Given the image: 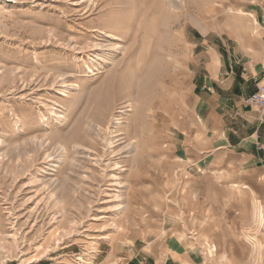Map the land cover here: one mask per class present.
Segmentation results:
<instances>
[{
	"label": "rangeland",
	"instance_id": "1",
	"mask_svg": "<svg viewBox=\"0 0 264 264\" xmlns=\"http://www.w3.org/2000/svg\"><path fill=\"white\" fill-rule=\"evenodd\" d=\"M253 7L264 0H0V264H100L111 247L115 264L144 237L168 135L190 118L187 35Z\"/></svg>",
	"mask_w": 264,
	"mask_h": 264
},
{
	"label": "crops",
	"instance_id": "2",
	"mask_svg": "<svg viewBox=\"0 0 264 264\" xmlns=\"http://www.w3.org/2000/svg\"><path fill=\"white\" fill-rule=\"evenodd\" d=\"M187 36L190 118L166 141L163 213L115 264H264L248 230L264 217V108L244 102L264 77V8Z\"/></svg>",
	"mask_w": 264,
	"mask_h": 264
},
{
	"label": "built area",
	"instance_id": "3",
	"mask_svg": "<svg viewBox=\"0 0 264 264\" xmlns=\"http://www.w3.org/2000/svg\"><path fill=\"white\" fill-rule=\"evenodd\" d=\"M244 102L250 107L264 108V77L259 82L257 90L247 96Z\"/></svg>",
	"mask_w": 264,
	"mask_h": 264
},
{
	"label": "bare ground",
	"instance_id": "4",
	"mask_svg": "<svg viewBox=\"0 0 264 264\" xmlns=\"http://www.w3.org/2000/svg\"><path fill=\"white\" fill-rule=\"evenodd\" d=\"M85 0H80V2L82 3V2H84ZM66 87V86H65ZM128 105H126V107H127ZM129 107V106H128ZM120 112V114H124V112H125V110H121V111H119ZM113 121H114V123L115 124H120L121 122H120V118H118V117H115L114 119H113ZM130 146V145H129ZM128 146V148H132L133 147V143L131 144V147H129ZM59 149V148H58ZM57 149V150H58ZM64 149V148H63ZM65 150V149H64Z\"/></svg>",
	"mask_w": 264,
	"mask_h": 264
}]
</instances>
